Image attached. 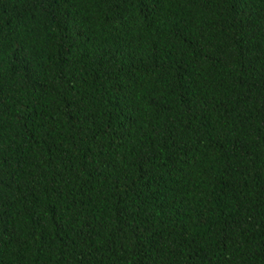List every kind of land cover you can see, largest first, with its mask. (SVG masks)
Here are the masks:
<instances>
[{
  "label": "trees",
  "instance_id": "obj_1",
  "mask_svg": "<svg viewBox=\"0 0 264 264\" xmlns=\"http://www.w3.org/2000/svg\"><path fill=\"white\" fill-rule=\"evenodd\" d=\"M0 264H264V0H0Z\"/></svg>",
  "mask_w": 264,
  "mask_h": 264
}]
</instances>
